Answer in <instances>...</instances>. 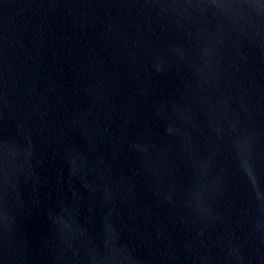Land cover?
I'll use <instances>...</instances> for the list:
<instances>
[{
  "label": "water",
  "instance_id": "obj_1",
  "mask_svg": "<svg viewBox=\"0 0 264 264\" xmlns=\"http://www.w3.org/2000/svg\"><path fill=\"white\" fill-rule=\"evenodd\" d=\"M0 264H264V0H0Z\"/></svg>",
  "mask_w": 264,
  "mask_h": 264
}]
</instances>
